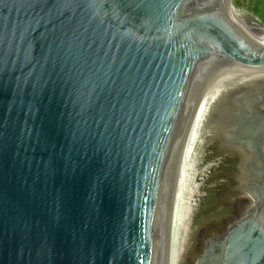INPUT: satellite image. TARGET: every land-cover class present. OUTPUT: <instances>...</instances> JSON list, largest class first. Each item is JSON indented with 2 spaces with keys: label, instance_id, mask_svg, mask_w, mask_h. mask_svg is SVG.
Returning <instances> with one entry per match:
<instances>
[{
  "label": "water",
  "instance_id": "obj_1",
  "mask_svg": "<svg viewBox=\"0 0 264 264\" xmlns=\"http://www.w3.org/2000/svg\"><path fill=\"white\" fill-rule=\"evenodd\" d=\"M243 1L0 0V264H178L245 196L196 264H264V41Z\"/></svg>",
  "mask_w": 264,
  "mask_h": 264
},
{
  "label": "rangeland",
  "instance_id": "obj_2",
  "mask_svg": "<svg viewBox=\"0 0 264 264\" xmlns=\"http://www.w3.org/2000/svg\"><path fill=\"white\" fill-rule=\"evenodd\" d=\"M256 5H258L257 11L255 10ZM237 12L250 18V23L258 21L264 24V0H244ZM250 204L251 200L245 196L233 199L209 214L190 239L179 264H195L205 247L206 237L226 233L228 227L244 214L245 208Z\"/></svg>",
  "mask_w": 264,
  "mask_h": 264
},
{
  "label": "bare ground",
  "instance_id": "obj_3",
  "mask_svg": "<svg viewBox=\"0 0 264 264\" xmlns=\"http://www.w3.org/2000/svg\"><path fill=\"white\" fill-rule=\"evenodd\" d=\"M235 18H236V21L238 22V24L242 28H244L246 31L249 32V34H250L251 37H254V38L258 39L260 42H263L264 41V26H263V24H261L258 21H257L256 24L255 23H252V22L250 23V20L251 19L248 18V17H245L243 15H240L239 12L236 13ZM246 197H248L251 200V204L250 205H252L254 203H255V205H257L258 202H259V200H260V197H254V196H246ZM180 260H179V262H180ZM179 262H178V264H179Z\"/></svg>",
  "mask_w": 264,
  "mask_h": 264
},
{
  "label": "flooded vegetation",
  "instance_id": "obj_4",
  "mask_svg": "<svg viewBox=\"0 0 264 264\" xmlns=\"http://www.w3.org/2000/svg\"><path fill=\"white\" fill-rule=\"evenodd\" d=\"M227 232V231H226ZM225 237V233L223 235H220V236H210V237H206V242H205V247H203V250H202V253L199 255L198 259H200L202 257L203 254H205L207 248H208V243H207V240H211L213 238H218V239H221ZM197 259V260H198ZM197 262V261H196ZM196 264V263H195Z\"/></svg>",
  "mask_w": 264,
  "mask_h": 264
},
{
  "label": "trees",
  "instance_id": "obj_5",
  "mask_svg": "<svg viewBox=\"0 0 264 264\" xmlns=\"http://www.w3.org/2000/svg\"><path fill=\"white\" fill-rule=\"evenodd\" d=\"M255 10L257 11L258 10V5L255 6ZM264 21V20H263Z\"/></svg>",
  "mask_w": 264,
  "mask_h": 264
}]
</instances>
